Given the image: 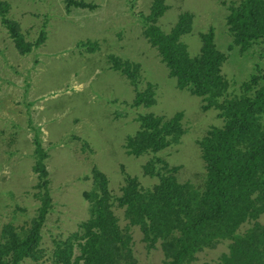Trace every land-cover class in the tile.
Listing matches in <instances>:
<instances>
[{"label":"rangeland","instance_id":"374dc122","mask_svg":"<svg viewBox=\"0 0 264 264\" xmlns=\"http://www.w3.org/2000/svg\"><path fill=\"white\" fill-rule=\"evenodd\" d=\"M82 1L93 7L0 0L6 5L0 14V243L5 225L25 235L38 221L41 199L49 197L35 256L20 264H65V252L68 264H81L83 223L92 204L86 195L99 192L94 174L100 172L119 228L130 237L129 256L122 251L120 261L162 264L160 241L148 247L139 226L129 224L118 201L121 189L127 178L150 189L160 175L175 173L173 168L179 182L202 188L206 169L197 141L223 119L214 108L204 110L201 97L177 87L144 29L153 21L169 32L181 12L190 13L191 29L180 36L190 57L200 51V33L212 30L216 48L226 56L221 73L229 95H239L243 83L263 68L262 49L234 44L226 24L233 0H162L166 9L155 19L153 0ZM124 62L135 83L123 72ZM148 83L154 103L136 102ZM177 112L184 128L178 142L157 152H132L128 140L140 130V115L169 118ZM148 163L155 165L153 174L145 172ZM257 220L264 224V212ZM253 222L245 221L239 231ZM229 243L222 239L198 250L188 264H219Z\"/></svg>","mask_w":264,"mask_h":264},{"label":"trees","instance_id":"16d2710c","mask_svg":"<svg viewBox=\"0 0 264 264\" xmlns=\"http://www.w3.org/2000/svg\"><path fill=\"white\" fill-rule=\"evenodd\" d=\"M65 1L75 7H93L82 0ZM5 7L0 2V14ZM152 9L151 18L155 19L166 6L162 0H153ZM192 19L190 13L181 12L169 32L149 22L144 36L157 49L177 87L201 97L206 102L204 110L214 108L223 119L221 127H211L197 141L205 163V182L202 188L179 182L175 168V173L160 175L150 189L127 178L119 205L125 207L129 224L139 226L148 247L154 248L160 241L165 255L162 264H188L198 250L213 248L222 239L230 243L228 252L220 255L219 264H264V224L255 221L264 212V65L243 83L239 95H229L228 81L221 73L226 56L216 48L212 30L200 33L201 48L193 57L180 41V36L190 31ZM226 24L235 45L245 50L258 44L264 56V0H233L228 5ZM124 65L123 72L129 74V62ZM132 66L137 69L136 64ZM129 77L134 80L131 73ZM152 89L148 83L143 93H137L136 102L154 103ZM182 115H140V130L128 140L132 152H157L178 142L184 134ZM154 168L148 163L145 172L153 174ZM40 172L46 174L42 169ZM94 175L99 192L86 195L92 204L90 217L83 223L79 260L81 264H132L130 257L120 261L122 251L128 254L130 237L119 228L111 209L107 179L100 172ZM41 200L38 221L33 220L25 235L4 226L7 234L0 243V264H20L26 257L35 256L50 199ZM247 220L254 222L240 232V225ZM63 259L69 263L66 252Z\"/></svg>","mask_w":264,"mask_h":264}]
</instances>
